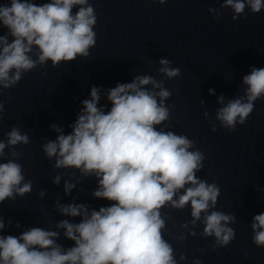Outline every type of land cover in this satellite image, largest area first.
I'll use <instances>...</instances> for the list:
<instances>
[{
	"label": "clouds",
	"instance_id": "obj_1",
	"mask_svg": "<svg viewBox=\"0 0 264 264\" xmlns=\"http://www.w3.org/2000/svg\"><path fill=\"white\" fill-rule=\"evenodd\" d=\"M153 2L164 4L167 0ZM75 6L80 7L73 14ZM246 7L258 14L264 9V0H223L219 8L210 7L208 11L216 19L222 16L221 9L230 8L232 19L237 20ZM96 24L89 0H50L42 4L9 0L0 4V28L7 29L0 36V94L17 85L23 74L44 67L48 61L57 67L78 56L87 58L96 44ZM33 48L37 50L35 58ZM159 65L157 72L168 80L181 74V69L172 67L167 58H161ZM242 83L246 86L243 95L227 102L223 95L217 98L223 106L215 119L228 132L237 124L243 125L255 102L264 99V68L252 67ZM101 91L102 87H91L90 98L81 101L82 108L69 125V133L52 124L50 130L57 133L56 139L44 143L42 150L49 161L55 158L53 169L71 168L85 178L94 177L97 187L92 196L110 203L90 210L85 204L57 202L55 208L61 215L80 218L78 223L64 219L56 224L73 246L65 249L58 244L57 231L32 227L19 235H0V264H178L172 245L164 238L169 217L162 214V209L183 210L189 205L191 220L179 227L195 236L191 229L201 222V235L215 237L213 250L228 246L236 235L229 226L236 223V217L215 210L220 196L218 184L196 175L204 167L205 155L195 148V141L165 131L175 105L166 106L172 92L164 81L137 75L130 83H117L106 93L110 109L98 106ZM209 94L214 95V89H209ZM3 113L4 104L0 102V119ZM204 116L207 118L208 113ZM211 131H217L214 124ZM6 136V142L0 141V157H5L8 147L12 158L0 163V204L33 190L32 180H26L18 162L22 154L15 150L17 145L29 144L28 134L12 127ZM60 180L56 175L53 183L59 185ZM75 187L76 183L66 180L65 195ZM44 195L40 191L39 196ZM4 228L0 218V230ZM251 229L253 244L264 248V213L253 217ZM174 238L183 241L187 237L182 233ZM179 260H186L183 253ZM193 264L201 261L195 258Z\"/></svg>",
	"mask_w": 264,
	"mask_h": 264
}]
</instances>
